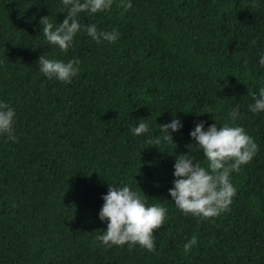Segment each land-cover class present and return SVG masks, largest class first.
<instances>
[{
  "label": "trees",
  "instance_id": "obj_1",
  "mask_svg": "<svg viewBox=\"0 0 264 264\" xmlns=\"http://www.w3.org/2000/svg\"><path fill=\"white\" fill-rule=\"evenodd\" d=\"M131 5L81 13L78 22L119 36L96 43L81 28L62 52L39 31L41 16L62 20L60 0H0V101L15 112V140L0 134V264H264V112L247 108L264 85V0ZM45 54L78 58L76 74L67 83L44 77L36 58ZM232 107L258 149L230 170L225 210L183 213L167 192L174 157L206 167L187 149L188 132L197 120L225 122ZM173 117L182 127L172 141L145 145ZM136 120L148 131L131 134ZM109 182L165 209L152 251L95 239Z\"/></svg>",
  "mask_w": 264,
  "mask_h": 264
},
{
  "label": "clouds",
  "instance_id": "obj_2",
  "mask_svg": "<svg viewBox=\"0 0 264 264\" xmlns=\"http://www.w3.org/2000/svg\"><path fill=\"white\" fill-rule=\"evenodd\" d=\"M65 13L55 26L47 18L41 16L43 38L48 45L67 50L74 35L83 28L92 41L113 42L119 33L115 30H98L94 23H80L81 13H97L110 9L113 0H60ZM122 10L130 8L131 0H120ZM254 42V40H253ZM39 72L46 78L69 82L77 72L79 59H50L47 55H39ZM257 63L264 66V52H261ZM252 102L247 105L248 110L255 114L264 112V85L258 91L251 93ZM208 110H195V115ZM227 120L218 123H208L203 120L194 122L188 136L191 142L186 145L198 149L206 161V167L193 160L191 155L174 157L171 171V186L167 189L169 197L175 206L183 213L206 218L216 216L231 203L235 188L229 181V172L238 170L241 164L247 163L256 153L258 146L244 129L236 124L238 108L232 107L227 111ZM14 109L0 101V134H6L7 139L15 140L13 135ZM219 124V127L217 126ZM160 136H150L148 144L158 145L163 141H172L171 133L182 127L179 119L173 117L167 122L159 124ZM131 134L139 136L148 131L149 125L144 120L128 123ZM185 153V152H184ZM230 161V163H229ZM102 204L97 211V219L104 222V230L95 237L104 247L124 245L129 247L138 244L148 251H152L153 230L163 222L165 209L159 204H147L144 195L132 190L127 184L118 185L107 183V190L101 194Z\"/></svg>",
  "mask_w": 264,
  "mask_h": 264
}]
</instances>
